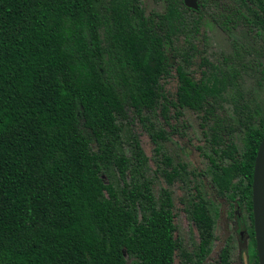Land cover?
<instances>
[{
	"label": "trees",
	"instance_id": "1",
	"mask_svg": "<svg viewBox=\"0 0 264 264\" xmlns=\"http://www.w3.org/2000/svg\"><path fill=\"white\" fill-rule=\"evenodd\" d=\"M207 24L264 29V0H198L197 9L166 0L150 12L143 0H0V264H128L127 255L135 264H173L183 244L171 192L156 199L140 140L132 161L122 139L130 112L160 110L170 124L171 107L177 118L192 109L209 131L220 158L209 157L214 190L249 234L250 264H259L253 176L264 115L250 113L233 55L217 64L202 58L200 76L186 69L197 47L189 54L179 40ZM173 68L178 89L170 98ZM227 95L247 115L242 149ZM110 170L118 185L106 182ZM164 173L168 183L180 175L176 166ZM190 213L212 229L199 187ZM218 264L236 263L223 249Z\"/></svg>",
	"mask_w": 264,
	"mask_h": 264
},
{
	"label": "rangeland",
	"instance_id": "2",
	"mask_svg": "<svg viewBox=\"0 0 264 264\" xmlns=\"http://www.w3.org/2000/svg\"><path fill=\"white\" fill-rule=\"evenodd\" d=\"M165 2L166 0H143L149 12L163 11ZM247 10L253 12L250 7H247ZM261 33L264 35V29L260 26H253L250 30L246 28L227 32L216 24H207L196 36H183L179 40L180 46L184 51H189V54H192L189 50L191 43L196 45L197 51L193 53V62L184 65L188 71L197 72L198 76L206 70V67L201 65L202 58L217 64L223 62V57L233 55L230 60L237 64L242 72V92L249 102L250 113L256 118L264 115V76L260 70V66L264 67V37ZM237 50L240 54L235 56ZM242 64L245 66L242 67ZM177 89L178 80L176 70L173 68L172 75L166 80L165 90L170 98H175ZM227 96L225 106L238 129L234 134L237 144L242 149L246 138V130L242 128V123L247 115L240 117L234 111L233 103L229 100L230 95ZM169 115L170 124H166L160 110L151 111L142 118L130 112L129 119L124 121L122 139L124 149L132 161L134 159L131 144L134 137L140 140L147 159L145 172L152 181L156 199L161 198L163 188H168L171 192L176 212V238L182 242L185 251L181 249L176 251L173 264H218L223 249L227 250L229 259L236 264H250L249 234L245 229L241 232L238 228L234 215L229 214L227 205L217 196L212 184V165L209 157H215L217 160L220 158L211 148L207 138L209 131L200 126V120L192 109H184V116L177 118L174 107H171ZM159 130L166 132V139H163ZM163 154L168 155L169 159L165 160ZM224 162L227 163L228 160ZM179 164L185 166L179 167ZM172 166L179 168L180 175L172 183H168L164 171L170 170ZM110 172L109 175H104L106 182L112 181L118 185L120 180L117 171ZM196 187H199L203 198L211 205L213 224L210 230L199 227L191 219L190 211ZM249 223L250 220L247 218V225ZM202 238L208 241V252L205 256L200 255ZM127 259L128 264L136 262L134 257L128 255Z\"/></svg>",
	"mask_w": 264,
	"mask_h": 264
},
{
	"label": "water",
	"instance_id": "3",
	"mask_svg": "<svg viewBox=\"0 0 264 264\" xmlns=\"http://www.w3.org/2000/svg\"><path fill=\"white\" fill-rule=\"evenodd\" d=\"M185 4L197 9L198 0H184ZM254 231L259 264H264V137L259 145L253 176Z\"/></svg>",
	"mask_w": 264,
	"mask_h": 264
}]
</instances>
